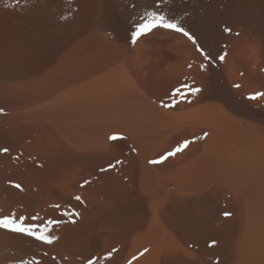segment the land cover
Returning <instances> with one entry per match:
<instances>
[{
  "label": "bare ground",
  "instance_id": "obj_1",
  "mask_svg": "<svg viewBox=\"0 0 264 264\" xmlns=\"http://www.w3.org/2000/svg\"><path fill=\"white\" fill-rule=\"evenodd\" d=\"M64 1L0 0V147L16 150L33 133L30 150L45 162L0 177V215L64 220L49 226L52 244L0 228V264H86L96 256L97 264H264V98L249 99L264 92V0H89L94 23L78 33ZM151 11L194 37L147 33L185 62L194 56L195 75L211 83L208 101L170 110L127 75V43ZM30 15L44 29L30 28ZM33 28L46 43L66 41L38 72L30 71ZM99 127L126 143L108 134L87 141ZM185 140L184 151L152 163ZM106 175L136 182L134 192L116 196Z\"/></svg>",
  "mask_w": 264,
  "mask_h": 264
},
{
  "label": "rangeland",
  "instance_id": "obj_2",
  "mask_svg": "<svg viewBox=\"0 0 264 264\" xmlns=\"http://www.w3.org/2000/svg\"><path fill=\"white\" fill-rule=\"evenodd\" d=\"M64 2H66V3H63L64 6L65 5L67 6V8L64 7L65 8L64 13H66L65 18L67 20H71V21L74 19L72 22L70 21L72 23V27H74L72 29L70 27L71 33H72V31L78 33V32L83 31L82 29H84V30L89 29L93 26V24H91V23H94L93 20L95 17L94 16L95 12H94L93 7H92V9L90 8L91 4L89 3V0L88 1L87 0L86 1L85 0H67ZM85 2H87V3H85ZM78 3L80 6L78 5ZM63 4H62V8H63ZM71 7H73V8H71ZM64 10H62V11H64ZM67 10H68V12H67ZM77 17L80 19V21L78 20ZM67 20H66V22H67ZM37 21H38V23H37L38 25H36ZM87 21L89 22L88 24H87ZM39 22H41V23H39ZM44 22H45L44 20L42 21V19L40 20V19H37L35 17L33 18V16L31 17V15H30V28L33 27V24L35 23L34 28L36 27L35 28L36 30H37V27L39 30L44 29L43 28L45 25ZM48 22L49 23H46L47 29L50 27H51V29L56 27V24L54 22H51V21H48ZM42 23H43V25H42ZM67 23L71 25V23H69V21ZM52 24H55L54 25L55 27ZM89 25H90V27H89ZM34 28L30 29V30H34L32 32H35V34H34L30 31V33H31L30 36L32 34H34L30 37V71L34 70L35 72H38V70L40 71V70L44 69L46 66L52 64V62H54L56 60L57 56L60 54V52L64 48V45H65L64 43H66V41H65V39H63L61 41V43L59 42L58 44L50 43V41H47V43H46V41H44V40H47V39H42L41 35H39V37H35L38 35L36 34L37 32ZM153 37L154 36H151V35L148 36L147 34H145V35L139 36L136 39L135 43H132L133 40L130 41L131 43H129V42L127 43L128 58L126 59V61L129 63H127V66H126V70H127L126 73L128 72L127 75L131 78V80L135 83V85L139 89H142L141 91L145 92V94L147 96H149L148 98H150V100L152 102L157 103L162 107H165L164 105H170L168 107H165V108H168L170 110H176L179 107H181L187 103L200 102L201 100L202 101H205V100L208 101L211 98L210 96L212 95L211 94V92H212L211 83L208 80H206V79L203 80L202 77L195 75V72L193 69V63L195 60L194 56L190 54V57H189V53H188V55H187L188 56V62H185L186 60L183 61L184 59H182L180 57V55H177V54H179V52L176 49H174L176 47L173 46L174 48H171L172 47L171 46L170 49H169V47H166L165 49L167 51L164 48L161 49V47H163L162 40L158 37H155L156 39H154ZM159 40L161 41V43ZM158 41H159V43H158ZM155 44H156V46H154ZM160 45H162V46L160 47ZM157 46H159V47H157ZM180 58H181V60H180ZM185 86H188V88H199V89H201V91L193 94L191 91L188 90V88H185ZM176 89H181V91L184 93L183 98L175 95ZM35 91H36V86L30 87V93L35 92ZM36 105L37 104L30 106V110L37 109ZM42 106L39 105L38 108H42ZM119 112L118 113L121 114L120 115V117H121L122 112L121 111H119ZM107 129L110 131V129L107 127L97 128L95 131L96 132L95 135L93 133L94 136L93 135H92L93 137L90 136V139H87V137H86V140L91 141V142H95V141L99 142L100 140H103L105 138V136L109 133V131ZM111 132H112V130H111ZM30 133H32V132H30ZM33 135H34L33 133L30 134V142L29 143L22 144L16 150L11 151L8 149L7 152L0 151V177L3 176L4 178H6L5 176H8L7 178H10L12 176V178H14L13 176L16 177L20 174L30 173V170L34 171L37 169L38 166H39V168H40V166L42 167L43 163H45V162H43L44 160L42 158H39L40 157L39 155L36 156V154H34L35 152L30 150V144L32 142L31 138H33ZM111 135H113V134L112 133L110 135L108 134V137L109 138L112 137ZM91 137L93 139H91ZM106 139H108L107 136H106ZM116 140H119V141L121 140V142H123L122 140H124V142L126 141L124 137H119ZM103 141H105V140H103ZM100 142H102V141H100ZM124 145H126V147L129 146L127 144H124ZM0 149H3V148L0 147ZM112 150H115V149L112 148ZM113 152L115 153L116 151H113ZM113 152H112V155L114 154ZM115 156H117V155H115ZM117 157H115L116 160L120 161V159ZM45 161H47V159ZM76 164H78V165H76ZM76 164H74L73 166H81L82 165L81 162L76 163ZM119 164L121 165V163H119ZM73 166H72V164H71V166L67 165L66 168L64 169L65 171H67L65 174L63 173L64 171L63 172L61 171L60 174L61 175H62V173L64 174L63 179L65 178V175L70 173L68 171L71 170V167H72V169H75V168H73ZM79 169L81 170V168H78V170ZM105 172H106V170H105ZM60 174L58 176H60ZM131 177L132 178L134 177L133 180L136 181L137 178L135 179V177H136L135 174H132ZM56 179H58V178H56ZM61 179H62V177H60V183H61ZM63 179H62V181H63ZM113 179L114 180L117 179V181L114 182ZM122 180L123 179H120V178H116V177L111 178L110 176L109 177L107 176L104 180V184L108 188V190H110L112 193L114 192V194L116 193L115 194L116 196L117 195L122 196L119 193H123L124 195H128V193H129V195H130V192H134L133 189L136 187V185H134V184H136L137 181L133 182V184H132V182L129 183L128 180L127 181L125 179H124V181H122ZM55 182L57 183V187H59L62 184V183L61 184L59 183L60 185H58L59 181H57V180L54 181V183ZM63 182H65V181H63ZM56 183H55V186H56ZM124 183H127V184L125 185ZM130 184H132L134 186H132V185L130 186ZM121 185H122V187H121ZM120 187H121V189H120ZM80 188L77 190L78 192L76 191L77 193H79V195L81 194ZM122 188L126 192L123 191ZM219 202L222 204L224 202V197H221Z\"/></svg>",
  "mask_w": 264,
  "mask_h": 264
},
{
  "label": "snow or ice",
  "instance_id": "obj_3",
  "mask_svg": "<svg viewBox=\"0 0 264 264\" xmlns=\"http://www.w3.org/2000/svg\"><path fill=\"white\" fill-rule=\"evenodd\" d=\"M165 28V29H170L174 30L176 32L182 33L184 36L188 37V39L193 40L195 42L194 37L190 34L188 30H186L184 27L180 26L179 23L174 22L173 20L165 17L162 14H159L156 11H151L147 12L145 17L141 18V22L137 23L135 31L132 33V40L133 43H135L136 39L139 36L145 35L149 32H151L155 28ZM226 32H230L231 29L226 28ZM202 54L205 56V59L211 60L210 54L206 52H202ZM225 57L220 56L219 59L223 60ZM235 87H240V85H235ZM185 88H188V86H185ZM189 91H191L193 94L201 91L199 88H188ZM175 95L180 96L183 98L184 93L181 91V89H176L175 90ZM260 98H264V92H256L252 94L249 99L250 100H257ZM165 107H168L170 105H164ZM119 137L116 135H113L111 137L112 140H116ZM191 141L185 140L183 143L178 144L176 148L168 152L165 156L161 157L160 161H152V163H158L162 162L163 160H166L168 157L175 156L177 153L184 151ZM0 151L7 152V148L0 149ZM121 163V161L117 160L116 164ZM115 167V164H110L109 168ZM104 169H102L103 171ZM16 188H20L21 186L19 184L15 185ZM77 200H80L81 198L79 196L76 197ZM54 207L59 208V205H54ZM64 216H67L69 218L78 216L79 213L76 212H71V211H65L63 213ZM225 215H230L229 213H225ZM26 217L24 216H19L17 217L14 213L9 214V215H0V228L15 232V233H23L28 236L35 237V239L43 241L46 244H52L55 240L58 239L56 236L50 235V225H55L58 226L61 223H64V220H55V219H49L46 223L37 225L35 223H25ZM39 217H32V220H37ZM74 223L75 220H72ZM216 241H212L210 246H215ZM112 255L111 252L107 253V255L104 257L110 258ZM101 259V257L96 256L93 258H90L87 260L86 264H97V262ZM21 264H25L24 261H21ZM31 264H38V262H31Z\"/></svg>",
  "mask_w": 264,
  "mask_h": 264
}]
</instances>
